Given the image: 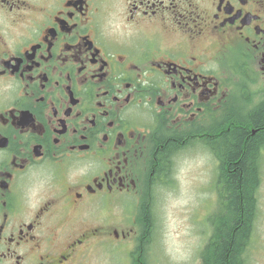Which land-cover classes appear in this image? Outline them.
<instances>
[{
    "label": "flooded vegetation",
    "instance_id": "af4514ba",
    "mask_svg": "<svg viewBox=\"0 0 264 264\" xmlns=\"http://www.w3.org/2000/svg\"><path fill=\"white\" fill-rule=\"evenodd\" d=\"M263 128L264 0H0V264H145L178 155Z\"/></svg>",
    "mask_w": 264,
    "mask_h": 264
},
{
    "label": "rangeland",
    "instance_id": "374dc122",
    "mask_svg": "<svg viewBox=\"0 0 264 264\" xmlns=\"http://www.w3.org/2000/svg\"><path fill=\"white\" fill-rule=\"evenodd\" d=\"M177 164L173 187H160L155 193L154 242L146 251V264H200L199 252L210 235L217 162L208 151L192 146L178 155ZM259 171L255 229L243 264H264V157L259 159Z\"/></svg>",
    "mask_w": 264,
    "mask_h": 264
},
{
    "label": "trees",
    "instance_id": "16d2710c",
    "mask_svg": "<svg viewBox=\"0 0 264 264\" xmlns=\"http://www.w3.org/2000/svg\"><path fill=\"white\" fill-rule=\"evenodd\" d=\"M260 132L263 135L264 128ZM256 133L232 129L220 137V142L207 138L206 145L217 161V203L208 216L212 230L199 252L200 264H243L253 231L260 180L259 159L252 151L258 142ZM142 225L145 228L144 221Z\"/></svg>",
    "mask_w": 264,
    "mask_h": 264
}]
</instances>
